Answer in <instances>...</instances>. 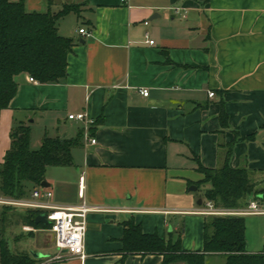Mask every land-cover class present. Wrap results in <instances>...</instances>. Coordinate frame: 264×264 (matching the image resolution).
<instances>
[{
	"label": "crops",
	"instance_id": "1",
	"mask_svg": "<svg viewBox=\"0 0 264 264\" xmlns=\"http://www.w3.org/2000/svg\"><path fill=\"white\" fill-rule=\"evenodd\" d=\"M24 1L29 12H81L59 21V34L75 41L67 78L16 77L18 92L0 117V165L17 125L31 127L38 150L46 135L76 137L83 126L68 116L86 113L97 121L90 134L98 144L83 138L73 166L48 168L49 203L102 209L88 215L84 260L44 242L35 263L164 264L160 255L124 256L130 220L174 242L181 234L184 251L202 252L210 216L200 214L207 201L196 193L205 178L199 166L220 168L235 141L230 165L255 171L264 190V0ZM253 200L264 207V194ZM248 251L264 253L249 242Z\"/></svg>",
	"mask_w": 264,
	"mask_h": 264
},
{
	"label": "trees",
	"instance_id": "2",
	"mask_svg": "<svg viewBox=\"0 0 264 264\" xmlns=\"http://www.w3.org/2000/svg\"><path fill=\"white\" fill-rule=\"evenodd\" d=\"M72 12H77V5H65L58 13L51 10L29 12L24 0H0V117L18 92L17 76L28 74L41 84H58L67 78L68 57L75 41L61 36L58 26L59 21ZM221 120L226 125L225 114H222ZM11 138V148L0 165V197L22 200L28 199L32 191L46 181L48 168L74 165L73 150L82 145L84 132L80 130L76 137L46 135L38 150L31 149L30 126L17 125ZM234 143L227 145L220 168L209 169L200 165L198 169L205 176L199 184L209 185L205 199L218 209H240L248 205L249 197L258 199L264 194L254 179L255 171L230 165ZM4 209L7 214L8 208ZM40 213L45 211L29 209L24 216L27 226L48 229V226L36 224ZM123 225L124 256L160 255L164 264H208L211 257L225 259L224 264H264V253L252 254L248 251L245 217H208L202 252L184 251L181 234L174 242L158 234H145L134 220ZM0 263L36 264L27 254L10 252L4 241H0Z\"/></svg>",
	"mask_w": 264,
	"mask_h": 264
},
{
	"label": "built area",
	"instance_id": "3",
	"mask_svg": "<svg viewBox=\"0 0 264 264\" xmlns=\"http://www.w3.org/2000/svg\"><path fill=\"white\" fill-rule=\"evenodd\" d=\"M79 34L83 36L90 35L85 28L79 30ZM151 46L155 45L154 41H148ZM31 82H35L33 78ZM144 97L149 96V91L143 89L140 91ZM214 93H210V97H214ZM68 120L82 124L84 138L89 141L91 145H97L96 138L91 137V129L96 127L97 121L90 117L86 113L70 114ZM90 138V139H89ZM84 179H82V191L83 197ZM53 197V192L44 187H36L30 196V199H8L0 197V205L10 207H21L25 209H37L45 211L47 220L50 222L48 225V231L55 236L56 247L59 252H66L72 257H78L81 260L86 258L85 242L87 235V219L89 213L101 212L100 207H90L86 203L79 207H58L49 203V200ZM48 201V202H47ZM200 214L205 216H262L264 215V209L260 206L256 200L251 201L246 207L236 210L218 209L212 202L205 204L204 210ZM24 232L35 233L37 229L31 226H24Z\"/></svg>",
	"mask_w": 264,
	"mask_h": 264
},
{
	"label": "rangeland",
	"instance_id": "4",
	"mask_svg": "<svg viewBox=\"0 0 264 264\" xmlns=\"http://www.w3.org/2000/svg\"><path fill=\"white\" fill-rule=\"evenodd\" d=\"M80 12L81 6L79 5L77 6L76 13L80 14ZM49 171L51 176L54 170L50 169ZM208 188L209 185H202L196 193L204 197ZM5 207L8 208L7 214H5ZM5 207L0 205V241H4L10 252L14 254L24 253L34 260H43L44 258L37 259L34 256L36 255L34 252L42 254L37 249L41 243L47 242L52 250L55 249V236L53 233L47 231L48 229L43 233L36 234H28L23 231V226L27 225L24 216L28 209L10 206ZM245 220L247 226L246 235L250 250L253 252H264V216H246ZM211 259L213 257L210 260L208 259V264H212L213 261Z\"/></svg>",
	"mask_w": 264,
	"mask_h": 264
},
{
	"label": "water",
	"instance_id": "5",
	"mask_svg": "<svg viewBox=\"0 0 264 264\" xmlns=\"http://www.w3.org/2000/svg\"><path fill=\"white\" fill-rule=\"evenodd\" d=\"M41 186L44 187V188H50V184L47 181L43 182ZM194 190H197V188L195 187ZM36 224L37 225H43V226L50 225V222L47 220L46 213H40L37 216V218H36ZM34 256L37 259H41L43 257L41 254H36Z\"/></svg>",
	"mask_w": 264,
	"mask_h": 264
}]
</instances>
